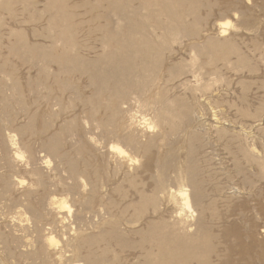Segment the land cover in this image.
Wrapping results in <instances>:
<instances>
[{
	"label": "rangeland",
	"instance_id": "1",
	"mask_svg": "<svg viewBox=\"0 0 264 264\" xmlns=\"http://www.w3.org/2000/svg\"><path fill=\"white\" fill-rule=\"evenodd\" d=\"M0 264H264V0H0Z\"/></svg>",
	"mask_w": 264,
	"mask_h": 264
},
{
	"label": "bare ground",
	"instance_id": "2",
	"mask_svg": "<svg viewBox=\"0 0 264 264\" xmlns=\"http://www.w3.org/2000/svg\"><path fill=\"white\" fill-rule=\"evenodd\" d=\"M119 43V42H118ZM115 44V43H114ZM120 45H122L123 46V44L122 43H120ZM115 46H117V44L115 45ZM60 67V66H59ZM117 73V72H116ZM102 75H106V74H102ZM107 76H109V75H107ZM117 76V75H116ZM118 77V76H117ZM120 81H121V76H120ZM140 94H138L137 92H134V94H133V97L131 98V99H133L135 102H137L139 99H140V96L139 95H143V92L141 93V92H139ZM140 101V100H139ZM127 111H130V109H128ZM141 119H143V118H141ZM135 122H137V121H135V118H134V116L132 115V114H130L129 115V118L127 119V121H126V128L127 129H129V128H131L134 124H135ZM138 122H139V120H138ZM111 146V145H110ZM112 147H115V148H117V150L119 149V147H116V146H112ZM111 147V149H113ZM110 148V147H109ZM121 151V150H120ZM123 153V152H122ZM170 191V190H169ZM176 193V192H175ZM180 193H181V195H182V200H183V205H184V207H186V208H190V200H189V197H188V193L187 192H185V191H180ZM176 226H177V229L179 230V231H189L190 230V227H191V225L190 224H188L187 223V220H186V217H184V216H180V214H179V218H178V220H176Z\"/></svg>",
	"mask_w": 264,
	"mask_h": 264
}]
</instances>
